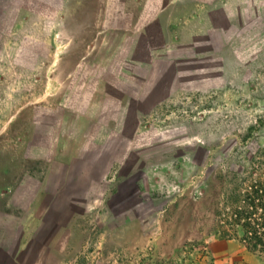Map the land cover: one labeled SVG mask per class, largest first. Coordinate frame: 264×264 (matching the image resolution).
Returning a JSON list of instances; mask_svg holds the SVG:
<instances>
[{"label": "rangeland", "instance_id": "rangeland-1", "mask_svg": "<svg viewBox=\"0 0 264 264\" xmlns=\"http://www.w3.org/2000/svg\"><path fill=\"white\" fill-rule=\"evenodd\" d=\"M62 1L0 0V9L16 3L22 15L1 43L0 93L6 95L0 97V110L13 101L9 94L22 90L21 103L27 105L17 121L20 137L47 139L51 120L39 107L48 106V65L59 54L54 46L62 48L63 39H68L57 33L63 25L71 29L76 57L86 54L91 59L95 52H107L103 58H110L107 66L113 65L114 72L120 73L123 65L124 81L132 73H145L141 63L129 62L131 56L150 57L155 64L151 69L161 78L155 93L162 99L155 104L153 98L135 99L125 117L126 130L105 134L128 141H118L122 164L100 188L111 196L113 186L125 188L146 170L150 201L138 212L156 218L150 240L163 237L169 229L164 231L163 225L174 220L168 242L122 249L103 239L110 224L89 217L90 240L64 264H264V0ZM4 21L8 25L10 20L0 15V25ZM107 42L117 43L118 49L111 45L105 50ZM122 42H135L138 49L119 50ZM156 58L176 59L173 78L170 65ZM13 60L21 61L15 65ZM132 80L133 85L127 84L137 91L138 79ZM97 126L104 125L91 128ZM12 139L8 132L0 134V160L11 173L10 182L25 171L45 169L41 159H24L26 148H14ZM88 149L93 154L96 148ZM38 150L40 154L43 148ZM27 185L35 182L26 180ZM102 195L105 205L107 195ZM21 198L26 202L28 194ZM137 199L127 197L120 212ZM245 223L251 232L247 236Z\"/></svg>", "mask_w": 264, "mask_h": 264}, {"label": "crops", "instance_id": "crops-1", "mask_svg": "<svg viewBox=\"0 0 264 264\" xmlns=\"http://www.w3.org/2000/svg\"><path fill=\"white\" fill-rule=\"evenodd\" d=\"M6 6L0 9V15L10 21L8 25L5 21L0 25V50L4 49L2 46L5 44L4 34L15 30L17 21L22 17L20 10H15L18 8L16 3H7ZM69 15L68 11H63L64 19L69 18ZM76 15L79 17L80 14L75 13L74 16ZM57 30L62 36H68L66 37L68 39H63L62 48L54 46L56 45L54 38L50 43L59 54L57 59L48 65L51 66L47 78L48 85L49 80L51 81V90L45 93L48 106L39 107L40 114L49 116L51 120L46 126L47 139L20 137L21 128L17 121L22 108L27 105L21 103L22 90L9 94L13 101L7 103L9 106L4 107V112L0 110V134L8 132L13 138L11 141L14 148L24 145L26 148L22 154L24 159L36 161L41 159L40 161L45 164L43 171H25L13 177V181L10 182L11 173L4 165L5 160H0V264H64L79 255L90 240L86 225L87 218L92 216V219H98L99 222H104L103 224H110L109 234L103 239L113 247L122 249L134 247L142 249L151 241L168 242L170 234L167 233L170 232L171 223L174 221L163 225L164 231L165 228H169L163 237L159 236L157 239L152 237L153 240H150V226L156 218L146 217L138 212L144 203L150 201L145 182L146 170H141L136 180L132 184L129 182L125 188L117 184L115 190L113 186L111 196L108 190L103 189L102 192L100 188V183L109 174L116 172L115 168L122 164L117 157L118 143L128 141V138L113 140L105 134L117 132L118 129L121 133L126 130L125 117L129 110L132 111L130 106L135 99L153 98L154 104L162 99L155 93V87L160 84L161 78L153 68L151 69L155 65L153 60L150 57L136 59L131 56L129 61L125 60V56V62L141 63L138 65L145 73H132L130 80L124 81L121 75L123 65H120V73L111 69L113 65H108L107 70L110 58H103L108 55L107 52L100 55L95 52L91 59H86V54L76 57L74 53L76 44L69 37L71 29L63 25ZM106 45L105 50L111 49L112 46L117 50L119 47L115 42L114 44L107 42ZM120 45L119 50L128 49L133 52L138 49L135 42L130 46L125 42ZM153 55L152 58L155 57ZM156 59L162 61L161 64L170 65L171 77L174 76L176 59ZM20 61L13 60L15 65ZM96 74H99V77L92 79V75ZM84 75L90 78V84H86ZM133 78L138 79L137 91L127 84L133 83ZM115 89L116 91H113ZM5 95L6 91L0 93L1 98ZM119 115L124 116L120 128ZM97 123L104 126L91 128ZM39 124L43 125L42 122ZM93 147L96 149L93 150V154H89L88 148ZM38 148H43L40 154H37ZM26 180H33L35 185L25 186ZM116 182L117 180L110 185ZM96 184H99L97 188ZM126 188L128 192L125 191ZM102 193L110 197L109 199L104 197L105 205H102L104 202ZM26 194L28 199L22 203L21 197ZM91 195V198L87 197ZM133 195L138 199L132 205L125 203L127 205L125 211L120 212L127 197ZM111 197L115 199L112 200ZM102 206L107 209L104 211Z\"/></svg>", "mask_w": 264, "mask_h": 264}, {"label": "trees", "instance_id": "trees-1", "mask_svg": "<svg viewBox=\"0 0 264 264\" xmlns=\"http://www.w3.org/2000/svg\"><path fill=\"white\" fill-rule=\"evenodd\" d=\"M249 223H245V224H242V227L244 228V231H245V234H246V236L247 235H250V231L248 230V228H249ZM255 233V232H254ZM249 238H251V236L249 237Z\"/></svg>", "mask_w": 264, "mask_h": 264}]
</instances>
